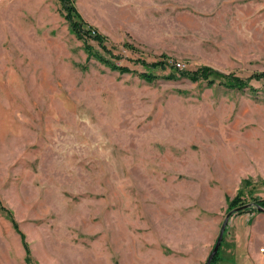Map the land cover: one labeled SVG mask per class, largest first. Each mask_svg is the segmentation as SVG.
<instances>
[{
    "label": "rangeland",
    "instance_id": "1",
    "mask_svg": "<svg viewBox=\"0 0 264 264\" xmlns=\"http://www.w3.org/2000/svg\"><path fill=\"white\" fill-rule=\"evenodd\" d=\"M72 1L155 77L89 57L59 0H0V264H200L264 198V0Z\"/></svg>",
    "mask_w": 264,
    "mask_h": 264
},
{
    "label": "trees",
    "instance_id": "2",
    "mask_svg": "<svg viewBox=\"0 0 264 264\" xmlns=\"http://www.w3.org/2000/svg\"><path fill=\"white\" fill-rule=\"evenodd\" d=\"M59 1L62 4L63 9L65 10L64 18L69 23L70 29L73 31L76 37L84 41V49L89 57L96 59L97 61L107 65L113 70H118L119 72H135L140 78H143L146 81H152L154 79L155 76L151 72H148V71L136 72V70H130L128 66L119 65V64L112 62L105 54L106 51H108L109 53V50L102 43V40L104 39V37L96 33L91 28L84 25V22L82 21L79 13L77 12L75 6L73 5V1L72 0H59ZM87 38L95 39L97 43L100 45V47L102 48V50L99 51L95 49L93 46H91L90 44H88ZM141 63L143 65L148 66L144 61H141ZM158 65H164L163 61L152 63L150 67H156ZM168 65L171 67H175V70L168 75V77L170 78H174L176 76L175 73L179 72L181 75L187 76L192 80L202 79V80L207 81L209 84L217 81L218 83L228 86V87L243 88V87H247L249 83L248 79H243L233 74L223 73L219 70H216L206 65L200 66L196 70H181V71L178 70V67H176L175 64H168ZM253 77L257 79H264V72L254 74ZM237 204H239L237 199H233L231 201L232 207ZM256 205H259L264 208V198L256 200ZM248 209L257 210L256 206L254 207L250 206L249 208L238 209L236 213H239V212H242ZM10 219L12 220V218ZM215 257H216V254L212 258V261L215 259ZM28 262H30L29 259H28Z\"/></svg>",
    "mask_w": 264,
    "mask_h": 264
},
{
    "label": "crops",
    "instance_id": "3",
    "mask_svg": "<svg viewBox=\"0 0 264 264\" xmlns=\"http://www.w3.org/2000/svg\"><path fill=\"white\" fill-rule=\"evenodd\" d=\"M236 214L228 221L211 264H264V212L248 209ZM205 255L204 241L200 240V264H205L208 257ZM168 264L189 263L170 261Z\"/></svg>",
    "mask_w": 264,
    "mask_h": 264
},
{
    "label": "water",
    "instance_id": "4",
    "mask_svg": "<svg viewBox=\"0 0 264 264\" xmlns=\"http://www.w3.org/2000/svg\"><path fill=\"white\" fill-rule=\"evenodd\" d=\"M252 204H245V205H242L240 207H237L235 208V211H237L238 209H243L245 207H248V206H251ZM253 206H256V208L259 210V211H263L264 212V208L259 206V205H256V203L253 204ZM231 213L228 212L226 215H225V218L221 224V227H220V230H219V233H218V236H217V239L213 245V248L212 250L210 251L206 261H205V264H211V261H212V258L214 257L215 253L217 252L219 246H220V243H221V240H222V237H223V232L225 230V227L226 225L228 224V221H229V217H230Z\"/></svg>",
    "mask_w": 264,
    "mask_h": 264
},
{
    "label": "built area",
    "instance_id": "5",
    "mask_svg": "<svg viewBox=\"0 0 264 264\" xmlns=\"http://www.w3.org/2000/svg\"><path fill=\"white\" fill-rule=\"evenodd\" d=\"M260 250H262V248H260Z\"/></svg>",
    "mask_w": 264,
    "mask_h": 264
}]
</instances>
